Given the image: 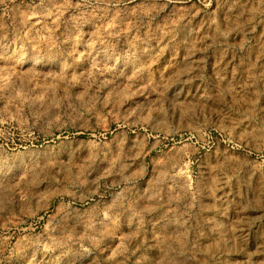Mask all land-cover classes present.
Wrapping results in <instances>:
<instances>
[{"label":"rangeland","instance_id":"obj_1","mask_svg":"<svg viewBox=\"0 0 264 264\" xmlns=\"http://www.w3.org/2000/svg\"><path fill=\"white\" fill-rule=\"evenodd\" d=\"M50 1L0 0V264H264V0ZM72 128L82 186L25 167Z\"/></svg>","mask_w":264,"mask_h":264},{"label":"bare ground","instance_id":"obj_2","mask_svg":"<svg viewBox=\"0 0 264 264\" xmlns=\"http://www.w3.org/2000/svg\"><path fill=\"white\" fill-rule=\"evenodd\" d=\"M25 1H35V0H25ZM36 1H38L39 3H43L46 0H36ZM51 1H56V0H51ZM187 2L188 1L186 0H164L165 4H171L173 5V8L179 10L183 8L185 9ZM62 136L63 134L57 135L54 138L55 140L53 141V143H55L56 140H59L57 144L53 146H47V148H42L38 150L37 151L38 156L34 157L33 160H30L29 163L25 165V167L32 171L37 170L38 168L51 167L52 169H55L57 172H59L60 176L63 179H65L64 181H67V183L69 184L67 186L68 188L82 186V184H84V180L81 178L82 172L87 170L89 167L95 165L96 163L106 160L109 154L111 155L116 151L115 150L116 147L110 146L108 148L105 146V144H103L102 142L104 136L103 134L95 133L94 131H91L87 128H72V130L67 129L66 136H64V138H61ZM202 140L203 139L201 136L194 133L189 135L187 138H185V136H181L179 140L180 142H178V144L186 143L185 146L194 147L196 143H201ZM193 141L194 144H192ZM225 150H222V152H224ZM18 169L19 167L17 168V170ZM20 173L22 174V172ZM63 191L64 192L56 193L54 191H51L50 189H46V190L40 189V190H36L34 195L37 196L38 200H44L46 198V200H49L50 202H52V200L55 198L56 199L59 198L64 201L67 200L66 198L68 199L70 198L71 200L77 201L76 198L72 197L68 193L70 190L69 191L63 190Z\"/></svg>","mask_w":264,"mask_h":264}]
</instances>
